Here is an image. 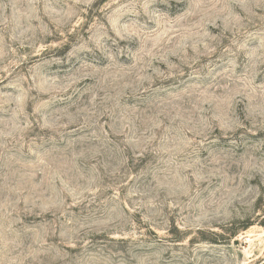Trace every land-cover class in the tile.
<instances>
[{
  "label": "rangeland",
  "instance_id": "obj_1",
  "mask_svg": "<svg viewBox=\"0 0 264 264\" xmlns=\"http://www.w3.org/2000/svg\"><path fill=\"white\" fill-rule=\"evenodd\" d=\"M264 0H0V264H264Z\"/></svg>",
  "mask_w": 264,
  "mask_h": 264
},
{
  "label": "trees",
  "instance_id": "obj_2",
  "mask_svg": "<svg viewBox=\"0 0 264 264\" xmlns=\"http://www.w3.org/2000/svg\"><path fill=\"white\" fill-rule=\"evenodd\" d=\"M260 224L264 225V218H263V221Z\"/></svg>",
  "mask_w": 264,
  "mask_h": 264
}]
</instances>
